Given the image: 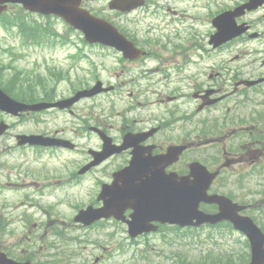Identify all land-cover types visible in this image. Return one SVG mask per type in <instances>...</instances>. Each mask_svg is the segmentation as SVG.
Segmentation results:
<instances>
[{
    "label": "flooded vegetation",
    "instance_id": "1",
    "mask_svg": "<svg viewBox=\"0 0 264 264\" xmlns=\"http://www.w3.org/2000/svg\"><path fill=\"white\" fill-rule=\"evenodd\" d=\"M115 1L82 3L125 38V53L109 46L112 62L107 85L115 99L121 97L117 92L127 91L132 101L123 110L124 115L117 113V121L111 119V112L89 111L88 120L82 118L81 127H87L92 150H101L102 142L99 132L91 131V127L110 137L113 145H120L125 135H139L144 138L139 144L153 154L164 152L172 144L183 145L179 158L165 169L176 176L171 185H178V177H186L184 181L190 185L194 181L190 165L201 162L218 174L210 193L222 194L231 201L222 203L226 205V216L237 211L238 217L250 219L264 234V69L257 74L259 66L264 67V0L250 9L242 8L247 0H124V9L111 5ZM222 15H226L225 20ZM239 27L244 29L237 33ZM220 28L222 38H214ZM213 40L223 43L215 46ZM56 98L59 97L54 95L45 100ZM191 101L196 103L195 108L184 107ZM136 103L139 109L150 105L146 106V115L132 114ZM225 105L228 113L225 110L222 115ZM217 110L218 114H214ZM230 135L232 146L226 143ZM90 147L85 165L90 160ZM131 159L132 149L126 148L94 167L87 163L82 174H74L94 187L90 195L94 194L95 201L90 205H100V186L111 183L114 174L127 167ZM204 209L217 212L215 205H205ZM129 214L126 211L124 218ZM118 224L123 223L109 218L87 228L100 225L115 229ZM150 225L156 226L155 232L167 228L163 226L178 229L176 225L157 222ZM218 226H222V244L231 241L244 252L239 261L248 259L250 245L243 232L228 218ZM224 258L221 252L214 261L232 263L230 257L222 261Z\"/></svg>",
    "mask_w": 264,
    "mask_h": 264
},
{
    "label": "rangeland",
    "instance_id": "2",
    "mask_svg": "<svg viewBox=\"0 0 264 264\" xmlns=\"http://www.w3.org/2000/svg\"><path fill=\"white\" fill-rule=\"evenodd\" d=\"M58 28L60 29V26ZM17 34L16 29H7L0 24V81L2 85H6L7 80H10L16 72H18L17 78L21 81L36 80V77L40 76L44 83L48 79L45 76L47 65L57 67L62 72L63 77L59 76L58 79L61 77L63 80L57 83L55 93L59 96H69L81 85H92L96 78L107 80L109 77L106 74V67L110 68L109 58L94 57L95 61H102V63L100 66L93 67L88 62L74 58L68 59L66 54L69 48L65 47L46 53L48 57L44 60L41 53H31V49L13 47L18 43ZM260 67L261 65L257 74L263 72L264 67L262 66L261 69ZM229 78L232 79L231 76ZM49 82L51 86L52 80ZM228 87L230 88L231 85L228 84ZM45 88L48 90L49 86L45 85ZM12 89L19 90L16 86ZM166 92L163 91V93ZM13 94L17 93L13 91ZM32 94L34 96L37 94V88ZM149 96L153 97L151 94ZM89 101L97 104L95 110L98 107L105 114L114 113L111 119L116 121L120 119L117 113L124 115L123 110H127L126 105L131 103V99L125 96V92L122 101L115 97L111 98L108 94L100 95L96 100ZM84 103V101L81 102L77 108L82 106L80 108L87 111L89 105ZM195 104L191 101L184 107L195 108ZM146 106L150 107L148 104ZM146 106L140 109L131 107L135 110L132 114L146 115L144 113L147 112ZM224 107L221 109L222 115L225 110L228 113V107L226 105ZM218 110L214 114H218ZM201 115H205V112ZM0 121L11 126L6 135L0 139V246L13 255L24 259L30 258L34 264H177V260H186V258L199 264L206 258L214 257L221 252L219 250L222 249V233L213 238H207L205 234H201L185 238L178 236L176 245L166 253L159 249L153 250L151 246L142 248L143 243L135 245L134 247L139 249L138 256L128 259L131 253L126 251L127 245L121 242L124 241L122 236H125L121 230H107L110 232H103L104 230L100 228L82 230L73 222L76 211L80 206L86 205L90 198L87 197L88 194H83L78 200L67 199L65 196L72 191V188L68 191L67 188L59 189L58 185L65 186L66 167L76 163L79 155L73 153L40 154L30 149H25L28 151V154H25L13 149L15 146L13 135L16 133L46 132L61 127L69 129L73 125H78V118L61 113L41 118L38 116L28 118L24 115L16 119L0 112ZM91 144L92 142L87 145ZM22 159L28 163L26 166L18 163ZM65 164L68 165L64 167ZM9 184L17 185L8 188ZM33 201L41 202L43 206L44 201L49 204L44 208H36L35 211H32L31 207L26 204H20ZM1 204L10 207L5 211ZM22 207H24L23 210H21ZM35 216L40 221L38 228L35 223L38 219ZM5 218H8L7 223ZM46 224L48 225L45 227ZM208 243H214V246L204 245ZM197 244L201 246L198 247ZM195 248L201 252L192 250ZM202 251L210 252L206 257ZM234 254L241 255L240 250L236 248ZM96 258L99 259L97 263L94 261Z\"/></svg>",
    "mask_w": 264,
    "mask_h": 264
},
{
    "label": "water",
    "instance_id": "3",
    "mask_svg": "<svg viewBox=\"0 0 264 264\" xmlns=\"http://www.w3.org/2000/svg\"><path fill=\"white\" fill-rule=\"evenodd\" d=\"M6 2V1H19L22 2L26 7L30 9H35L43 12L48 11H67L74 7L75 0H0V2ZM1 10V8H0ZM0 97L6 100L9 104V110L11 112H16L17 110H21L23 108H30V107H23V106H17L13 105V102H10L7 98L4 97L2 93H0ZM1 108L5 109L3 105H0ZM37 138V137H34ZM0 264H19L14 263L10 260L4 259V255H0ZM27 264V263H26Z\"/></svg>",
    "mask_w": 264,
    "mask_h": 264
}]
</instances>
